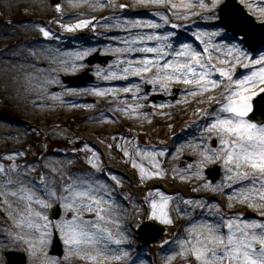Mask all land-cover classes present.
Wrapping results in <instances>:
<instances>
[{
    "label": "bare ground",
    "instance_id": "6f19581e",
    "mask_svg": "<svg viewBox=\"0 0 264 264\" xmlns=\"http://www.w3.org/2000/svg\"><path fill=\"white\" fill-rule=\"evenodd\" d=\"M239 2L254 19L264 23V0H239ZM58 4L61 6L59 10L56 6L48 7L47 0H0V105L5 106L7 110L18 116L29 119L33 124L45 126L44 130L49 134L69 137L71 133L67 126L82 132L85 145H88L90 150L86 161L90 163L89 161L93 160V165L76 168L72 161V158L76 157V153H62L57 150L41 155L31 165V162L26 158H21V154L31 135L36 136L35 133L22 127L13 128L0 122V164L4 165L5 169L0 172V264L5 262L1 254L6 251L23 253L25 264H58L57 260L48 257L46 253L53 234L47 237V243H41L40 229H29L27 223L23 225L20 223L21 214L25 218L34 212H43L44 215H47V210L34 201L31 202L29 208L30 202L21 192L22 188L31 192L36 199L43 198L49 202L50 206L58 204L63 211L68 212L69 210L63 207V201L51 199L46 190L55 189L58 196L63 195L64 186L77 179H87L92 182H100L102 186H108L105 180L96 175L102 174V171L94 166V153L98 154L99 160L101 159L110 170L131 175L129 173L131 170L127 171L123 166H120L110 156L107 146L98 141L95 135H103L111 142L118 143L124 149L127 148L132 154V159L143 163L150 171L163 170L162 175L149 176L151 179L148 180L147 186L157 185L160 186V189L162 187L164 189L162 188L160 192L154 190L147 193L146 199L148 198L152 209V200L160 201V193L171 197L167 211L172 223L178 228V233L171 242L172 249L165 252L164 258H162L160 250H152L149 254L144 250H132L128 245L129 231L126 228L125 219L132 216L133 212L138 215L140 211L137 207L127 210L125 203L123 206H119L114 193L108 187L101 194L105 198L103 207L111 211L104 213L106 219L101 226L109 229L114 236L120 239V243L107 241L100 245H84L80 252L69 251L70 246L65 244V237L52 223L50 231L51 233L58 231V237L62 244L63 260L61 262L70 264H175L176 262L187 264L191 260L192 263H196L194 256L185 257L180 254V241L188 238L190 225H198L208 220L219 222L221 214L224 219H227L229 216L237 215V212L240 211H250L254 216L252 218L264 220V216L261 215L264 213V204L242 199L238 195L243 191L250 196L258 197V193L264 185L258 180L253 181L251 177H259L260 172L251 167H243L241 171L247 172L249 177L234 175L225 166L223 157L226 148L220 143L221 137L217 135L216 129L209 128L219 110L218 101L221 99L219 93L223 90V84L201 92L196 89L194 84L185 83L183 79L170 80L167 77L159 80L154 79L152 89L157 93H166L173 87L179 88L176 100L171 102L162 99L152 108L151 114L141 113L143 108L137 106L136 108H127V111L122 110L119 113H108L109 116L102 111L101 107L107 105L110 108L112 105L98 96L101 92L95 91L93 85H87L84 89H71L60 81L62 75L77 72L83 68L81 62H78L73 55L82 53L86 42H72V37H69L67 41L53 40L50 36H43L41 39L38 33L41 31L40 24L43 23L42 19L44 18L32 17V15L40 16L37 13L47 14L49 10L48 15L56 22L54 25L56 29L61 28L62 25L61 29H64V25H74L77 21H89L85 27H77L81 32L85 31L87 41L91 42L90 49L85 50L86 54L95 50L109 54L111 50L108 49L109 44L104 43L102 46L97 44L109 40V32L132 31L141 28L143 22L137 20L130 22L128 14L154 17L161 20V23L165 25L161 26L164 28L173 31L178 28L192 31L193 34H190V37L193 38L192 41L181 43H190L197 51L203 53L205 45L202 40H207L209 37L203 36L202 39H197L194 33L198 29L201 33L216 31L213 19L206 18L215 13V8L201 7L199 0H170L166 3H156L153 0H60ZM173 4H187L188 6L173 7ZM119 5L126 7H119ZM164 9H166V13ZM158 12L161 15H157ZM9 13L20 16L18 20H15V25L7 30L2 24L5 16ZM28 13L31 15L29 16ZM164 16L168 17V23L164 22ZM127 25L130 27L125 28ZM131 25L134 26L131 27ZM177 25L180 27H176ZM26 38L34 41L32 49L25 47L24 40ZM222 41L230 43L228 37L223 33L212 38V43L217 45ZM196 42L199 47L195 45ZM8 46L15 48L10 50L11 48H7ZM211 51L213 50L209 49V52L204 55H210ZM113 52L116 53V57L108 65L97 70L100 73L95 80L97 86L106 84L111 79L120 80L118 78L120 75L115 73L118 70L120 74L125 73L127 65L123 64L120 59L119 49L115 48ZM226 53V50H222L220 53L215 52L213 55L215 57L211 62L217 66H226L225 60L228 61V64L233 63ZM235 55L236 53L232 54V56ZM67 58L73 62L65 61ZM252 58L255 59L256 56L252 55ZM172 59H174L173 55ZM245 63L247 61L242 60L240 64L236 65L237 76L245 75L248 70L259 67V65H250L249 68H245L243 67ZM73 64H76L77 67L73 68ZM113 73H115L114 76ZM126 78L124 76L121 80ZM214 78H219V73H215ZM162 84L166 86L161 87ZM54 88L57 90L53 91ZM96 89H102V93L110 91L105 86H99ZM88 95L93 96V100H95L93 103L83 102ZM190 112L197 119L196 127L192 130L183 131L180 135L169 138L164 144H158L161 148L157 147L155 150L131 147L128 137L137 135L139 131L143 130L142 124L150 122L154 127H167L169 120L176 121L179 116ZM127 113H130L129 117L126 116ZM101 114L109 116L105 125L102 124V120H99ZM133 123H138V125L131 126ZM210 139L216 140L215 149H211L207 145ZM144 151L158 153L155 159L159 163V169L150 162L149 157L141 156L140 153ZM184 156L191 157L192 162L188 163L185 168H181L180 161ZM212 164L219 165L222 174L213 187L203 181L201 177L198 178L201 171ZM31 174L38 175L40 179L37 181L36 178L30 177ZM137 175L138 178L141 177V174ZM157 178L162 181L160 182ZM9 181L11 182L9 183ZM118 181L116 183L119 185L124 182L123 179H118ZM142 188L140 187L139 191L133 190L136 198H140V200ZM251 189L255 191H250ZM128 190H130L129 187ZM188 200H195V202L186 205L185 202ZM201 204H206L207 207H201ZM89 213L83 212L82 215L86 218ZM91 214L93 217L89 220L93 223L97 222L95 211ZM31 221L43 223L42 217L35 215L31 216ZM17 236L27 239H17ZM30 244L32 247L29 246ZM98 250L103 255H98ZM124 252H127L128 255L122 256ZM86 254L97 256V259L90 260ZM116 257L122 258L116 259Z\"/></svg>",
    "mask_w": 264,
    "mask_h": 264
},
{
    "label": "snow or ice",
    "instance_id": "6c2138e0",
    "mask_svg": "<svg viewBox=\"0 0 264 264\" xmlns=\"http://www.w3.org/2000/svg\"><path fill=\"white\" fill-rule=\"evenodd\" d=\"M156 3H166L170 0H153ZM220 0H210L206 3L205 0H199L201 7L215 8ZM173 7L183 6L187 4L172 5ZM60 9V5H56ZM119 7H126L119 5ZM161 15V13H156ZM191 14V13H190ZM207 19H217L215 13L206 17ZM164 22L168 23V17H163ZM89 21H77L74 25H64L69 30L77 27H85ZM153 27H159L156 21H148ZM176 27H180L177 25ZM227 24L224 28H217L215 32L201 33L198 29L194 35L197 39H202L203 36H208L209 39L202 40L205 47L203 53L197 51L190 43L179 44V49L173 53L174 59L166 60L164 63L160 61L165 60V56L169 54L172 46L168 43L169 38L173 37L175 33L166 32L162 37L159 33H155L147 37L149 40H157L158 44L155 48H145L146 52L163 53V55H155L152 57H142L143 64L136 67V72H148L150 67H155L157 72L154 74V79H162L167 77L170 80L183 79L185 83L194 84L198 91H206L208 89L216 88L217 85L223 84V90L219 93L221 99L218 101L219 110L216 112L209 128L216 129L217 135L221 137L220 143L225 146L226 153L223 157L226 168H229L234 175L240 177H249L247 172L241 171L243 167H251L260 172L259 177H251L253 181H259L264 185V119H255V110L253 98L257 96V85H264V51H261L257 57L252 58V54L244 47V40L237 41V37L232 38V42L222 41L219 45L212 43V38L220 36L226 32ZM45 37L52 36V33L47 29H41ZM246 38V37H245ZM143 39V37H139ZM167 49V50H166ZM212 49L216 53L226 50L229 59L233 63L228 64L225 60L226 66H217L213 64L211 55H204ZM232 53H236L232 56ZM86 53H74L77 60L82 59ZM242 60L247 63L243 65L249 68L250 65H259V67L250 70L247 74L237 76L236 65L240 64ZM203 61V62H202ZM77 67L76 64L72 65ZM131 67V65L129 66ZM128 69H125L127 72ZM219 73V78H214V74ZM100 74L99 72L97 73ZM113 76L115 73L112 74ZM108 78V77H106ZM162 84L161 87H165ZM97 92H103L102 89H95ZM124 91H130L125 88ZM259 93H264V87L259 88ZM132 105L127 106L131 108ZM125 108V111H127ZM252 114V115H250ZM88 145H85V149ZM139 151V149H137ZM141 156L150 158V162L155 164L159 169V163L155 157L158 153L155 152H141ZM16 155V153H13ZM125 155L130 153L125 148ZM214 155V154H213ZM95 166L98 170L99 156L94 153ZM93 163V160L89 161ZM135 167L140 169L141 178L145 175L159 176L163 174V170L150 171L143 163L132 160ZM15 167V165H13ZM4 165L0 164V172H3ZM113 180L118 178L113 175ZM11 181H9L10 183ZM108 189L107 185H101L100 182H92L87 179H77L64 186L63 195L58 196L55 189L46 190L47 195L54 200H62L63 207L72 210L70 219L57 220L55 226L59 228L60 233L65 237V244L69 245V251L80 252L84 245H100L107 241H114L116 244L120 243V239L113 235V233L102 227V222L105 221V212H110V209L103 207L104 196L101 192ZM250 191H255L251 189ZM21 192L25 194L26 199L30 202H35L45 209L50 208L47 200L40 198L36 199L34 195L27 189L22 188ZM242 199L252 200L255 203L264 204V187L259 191L258 197L256 195H249L246 192L238 193ZM161 200H152V216L159 218L164 223H172V219L168 214L167 206L171 200L170 196H165L160 193ZM109 202L111 200L109 199ZM187 203H193L189 200ZM201 207H207L206 204H201ZM217 207H219L217 205ZM96 213V221L86 219L83 212ZM35 215L42 217L43 223H34L31 221V216ZM264 216V213H261ZM20 223L23 225L27 223L29 229L38 228L41 230L39 237L41 243H47V237L52 235L50 228L52 221L43 212L30 213L28 218L23 214L20 216ZM17 239H27L26 237L17 236ZM32 247V245H29ZM180 254L185 257L194 256L196 264H264V220L256 218H244L243 214L229 216L227 219L220 215L219 222L212 220L201 222L198 225L189 226L188 238L180 241ZM98 255H103L99 252ZM127 252L122 253V256H127ZM90 260H96L97 256L86 254ZM122 257H116L120 259ZM192 264V261H188Z\"/></svg>",
    "mask_w": 264,
    "mask_h": 264
},
{
    "label": "rangeland",
    "instance_id": "374dc122",
    "mask_svg": "<svg viewBox=\"0 0 264 264\" xmlns=\"http://www.w3.org/2000/svg\"><path fill=\"white\" fill-rule=\"evenodd\" d=\"M60 0H57V2L54 4L53 0H47L48 7H54L59 3ZM196 1V0H194ZM206 3H209V0H205ZM224 0H220V3L215 9V14L218 17L214 22V26L217 28H224L225 25L222 24V20L220 19V8ZM236 5L245 13L247 14L253 22L256 24H259L263 27L264 30V23L259 20H255L250 14L247 13V11L244 9V7L238 2V0H235ZM49 11V10H48ZM47 11V14L44 13H37L40 16L32 15L33 18H44L42 19V24H40L41 29H47L52 33L53 40L60 39L62 41H67L69 37H72V42L77 43H85V49H82V53H85V50L90 49L91 42L87 41V38L85 36V31L79 30L78 28H74L72 30L67 29L66 27L64 29H56L54 28V25L56 22L53 19H50L49 12ZM164 12L166 13V9H164ZM29 16L31 15L28 13ZM20 15H16L14 13H9L5 16V21L3 26L5 29L9 30L12 25H14L13 20H18ZM128 19L130 22L134 21H142L143 24L141 28L134 29L132 31H118V32H109L108 37L109 40H106L104 42H98V46H102L104 43L109 44L110 53H102L100 51H93L92 53H88L83 55L82 59H79L78 62H81L83 65V68L80 69L77 72H71L64 74L60 77V81L63 84H66L68 88L71 89H80L85 88L86 85L89 84H96V78L98 77L97 70L100 68H103L108 63L111 62L116 57V53L113 52V49L118 48L120 51V59L123 61V64L127 65L126 69H128L127 72L120 74V71H116V74H119L120 77H118L120 80H109L106 84H102L99 86H105L110 90L109 92L99 93L98 96L102 98L103 101L106 103H110L112 106L109 108L107 105H103L102 111L105 112L107 115L110 116L108 113H119L122 110H125L127 106L132 105V107L141 106L143 109L141 113L145 114H151L152 108L160 103L162 99H167L168 101H175L176 97L179 92V88L173 87L166 93H157V91H154L152 89V81L154 80V74L157 72V69L155 67H150L148 72H136V67L143 64L142 57L144 56H155V55H163V53H154V52H146L145 48H155L157 47L158 41L157 40H149L147 39L148 36L153 35L155 33H159L162 37L166 32H173L175 33V37L168 40V43L171 44L172 48L169 51V54L165 56V60L160 61V63H164L166 60L172 59V52L177 51V47L181 42L184 41H192V37H190V34H193L192 31L188 29L178 28L175 31L164 28L161 25H164L161 23V20H158L154 17H146L139 14H128ZM144 19V20H143ZM156 21L159 27H153L148 23V21ZM135 25V24H134ZM134 25H131L134 26ZM165 26V25H164ZM130 25L125 26V28H129ZM225 34L229 41L232 42L233 37H237V41L239 42L240 39L244 40V47L253 55L257 57V55L264 51V43L255 48L251 49L249 44L245 41V39L240 36L238 33L234 32L231 28H226ZM38 36L42 39L43 38V32L40 31L38 33ZM139 37H143V39H139ZM93 38V37H91ZM24 45L26 48L32 49L34 46V41L26 38L24 40ZM195 45L199 47V44L196 42ZM7 48H11L10 50H14L15 47L8 46ZM167 50V49H166ZM228 55V53H226ZM233 54V53H232ZM210 55L212 58L215 56V52L211 51ZM75 57V55H73ZM76 58V57H75ZM65 61H72L70 58L65 59ZM131 65V67H129ZM122 69V68H119ZM123 71V70H122ZM238 73V70L236 71ZM127 77L124 80H121L122 77ZM83 77L86 81L81 86H76V84H79L78 81H76L77 78ZM138 84L136 85V83ZM99 86L94 85L93 88H98ZM264 87V85H257V92L259 94V88ZM125 88H129L130 91H124ZM57 89L54 88L53 91H56ZM167 94V95H165ZM257 94V95H258ZM76 96V95H75ZM255 98V97H254ZM92 95H88L83 102L93 103L95 100H93ZM117 103V105H116ZM116 105V107H115ZM106 106V107H105ZM105 109L103 110V108ZM106 114H101L99 120H102V124H106L107 119L109 116ZM107 116V117H106ZM127 117L130 116V113L126 114ZM106 117V118H105ZM112 117V116H111ZM112 122L114 120H111ZM110 121V122H111ZM197 121L196 117L193 113H187L185 115H181L178 117L176 121L173 119L169 120L167 127H154L153 125L148 122L147 124H142V127H144L143 130L139 131L137 135H131L128 137V139L131 141V147L138 146L139 148H145V149H156L157 147L160 148L158 144H164L169 138L174 137L176 135H180L182 131L189 128H194V124ZM0 122L4 123L10 127H22L24 129H27L29 132L32 131L35 133L36 136L31 135V138L28 139V142L30 145L26 148H24V151L21 154V158L26 157L28 160H37L39 158V154H43L41 152L45 151H51L54 148L59 150V152L65 153V152H73L76 153V157L72 158V161L74 162L75 167L78 165H84V164H93V163H87L86 159L89 156V148L85 149L84 142L77 138V137H70V138H59L57 136H54L52 134L45 133L43 131V126L38 124H33L30 122L29 119H25L21 116H18L14 112H11L6 109L5 106L0 105ZM138 123H133L131 126H136ZM74 131L75 134H80L75 131V129L70 128ZM98 139H100L102 142L107 145L109 148L110 155L114 158L116 157L119 162H122L129 168L135 169V171L140 174V169L138 167H135L132 163V156L130 153L129 155H125V149L118 145V143L111 142L110 140L104 138L103 135H97ZM208 146L212 149L216 148V141L214 139H210L208 141ZM192 161V158L189 156H184V158L180 161V167L185 168L188 163ZM32 165V164H31ZM99 165L101 163L99 162ZM213 167H219L215 164L209 165L206 168L203 169L200 176L198 178H202L205 182L209 183L211 186H213L220 178L221 174H219L218 178L214 181L210 180L207 175V169H211ZM103 173H109V174H100L103 176L102 180H105L106 184H108L109 190L112 192L114 191L115 196H117V203L119 205H123L124 203L127 205H130L132 207H137L139 209V215H136L135 212L132 213V216L126 217V226L129 231L128 237L130 238L129 246H131L132 250L138 249L139 251L145 250L150 251L152 249H155L159 246L163 247V250L166 251L170 244L171 240L174 238V236L177 234L178 229L176 226H174L172 223H164L159 218L152 216L150 213V209H146V205L143 204V202H140L139 198H136L134 195L129 194L127 192V186H128V179L125 178V176H122V178L127 179L124 183V185L121 184L120 189H118L117 184L115 180L112 179V176L114 175L111 171H108L106 169L103 170ZM135 173V172H134ZM98 177H100L99 174H96ZM119 175V174H118ZM116 176V175H115ZM30 177L37 178L38 175L31 174ZM127 177V175H126ZM101 178V177H100ZM146 178H149L148 175L144 176L142 179L141 177L139 179L135 180L133 188L137 187L139 184H144ZM132 184V182H131ZM157 190H160V188H155ZM146 192V189L144 190V193ZM132 193V192H131ZM189 201V200H188ZM188 201L185 202L186 205ZM53 209V206L47 209V216L50 219L51 210ZM61 209V208H60ZM64 212V211H63ZM62 210L60 211V216L58 219H50L52 223H56L57 220L63 219H70L72 215V210L68 212L63 213ZM243 214L244 218L251 219L252 214L247 211L240 213ZM91 214H88L86 217L91 218ZM145 219H148L149 221L155 223L158 226L164 227L165 233L160 238V240L153 246H143L139 242L137 235H136V229L138 225ZM58 234V231H57ZM57 237V236H55ZM53 242V241H52ZM54 243H49V247L47 248V256L52 257L53 259L58 261V264H70L66 262H61L62 259V253L60 256H53L52 250H53ZM7 252H4L1 254L4 261L6 260L5 255ZM24 255V254H23ZM61 262V263H60ZM6 264V261H5ZM71 264H77V263H71ZM180 264V263H178ZM188 264V263H187Z\"/></svg>",
    "mask_w": 264,
    "mask_h": 264
}]
</instances>
